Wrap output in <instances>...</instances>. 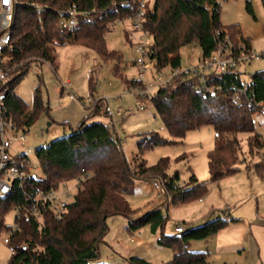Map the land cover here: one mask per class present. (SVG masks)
Instances as JSON below:
<instances>
[{
	"label": "trees",
	"instance_id": "obj_1",
	"mask_svg": "<svg viewBox=\"0 0 264 264\" xmlns=\"http://www.w3.org/2000/svg\"><path fill=\"white\" fill-rule=\"evenodd\" d=\"M121 1L17 0L11 42L5 51L9 59L2 66L11 74L6 103L18 127L26 131L42 110H48L38 87L34 89L31 105L13 92L29 66L52 60L57 44H80L94 50L104 60L113 58L117 52L107 49L106 33L115 21L134 10L133 5L121 6ZM114 2L118 8L114 7ZM262 2L264 4V0ZM72 5L91 12V17L81 20L71 30L59 28V13ZM220 8L217 0H154L145 13L143 27L151 36L149 58L154 62L155 71L180 68V49L187 44H198L204 57L212 55L218 43L227 39L234 45L251 48L250 38L242 34L238 24H222ZM246 9L252 13L249 1ZM241 75L239 69L209 72L205 75L206 89L199 88L202 85L199 73L179 74L150 98L135 96L154 107L171 139L157 133L144 136L132 161L126 159L109 123L88 121L101 109L104 112L105 100L91 103L89 114L71 128L69 134L35 149L43 176H27L21 185L14 181L11 192L0 197V236L10 228L4 220L7 212L19 208L14 218L19 227L10 234L14 252L7 264H104L99 262V244L108 230L107 219L115 215L128 218L131 229L146 223L153 231L161 229L158 243L174 251L172 258L162 264H212L206 251L190 250L188 243L191 236L214 233L227 219L217 218L190 234H165L166 218H163L161 207L156 206L131 219L135 211L127 195L133 191L136 180L155 176L163 182L167 202L185 203L206 194L208 182L199 181L193 172L187 182L178 186V173H167L169 158L162 157L154 165H146L143 159L144 149L181 142L189 130L210 126L213 133H217L215 145L207 153L209 182H218L240 170L237 165L238 133H246L249 154L258 153L264 147L263 135L257 131L253 118L264 105V69L249 74L247 81ZM127 82L130 86L141 85L137 79ZM244 85L246 90L235 102V93ZM255 170L264 177V154L255 163ZM80 175L85 178L60 219L46 203H35L31 197L34 189H56L61 181H70ZM128 261L129 264H151L137 256L129 257Z\"/></svg>",
	"mask_w": 264,
	"mask_h": 264
},
{
	"label": "rangeland",
	"instance_id": "obj_2",
	"mask_svg": "<svg viewBox=\"0 0 264 264\" xmlns=\"http://www.w3.org/2000/svg\"><path fill=\"white\" fill-rule=\"evenodd\" d=\"M217 1L221 6L222 24H238L242 34L250 38L251 49L263 50L262 0ZM247 1L251 4L252 13L246 9ZM148 3L151 6L152 0ZM130 31L131 24L127 19L117 20L110 26L105 36L106 46L117 53L106 60L80 44H57L52 60L32 63L26 75L15 84L13 92L28 105H31L34 89L38 87L44 106L48 108L40 112L36 122L25 132L21 131L25 139L14 141L11 149L12 154H24L28 158L32 165L31 172L37 177L43 175L35 149L69 134L70 129L89 114V105L99 99L105 100L111 116L94 115L88 121L109 123L128 161L138 154V143L144 136L157 133L162 138L171 139L154 107L128 91L130 85L127 81L140 71L135 62L137 54L129 42ZM147 39L151 40V36L148 35ZM200 54L198 44L181 47L180 69L199 65ZM238 69L242 72V79L247 81L249 74L264 69V59L242 64ZM169 71L170 68L166 67L159 73L163 76ZM66 81H69L67 86L64 85ZM155 91L156 88L152 93ZM140 104L144 108L140 109ZM253 118L257 131L264 139V117L257 113ZM237 138L240 142L237 161L240 170L218 182H209L207 153L216 141L210 126L189 130L181 142L144 149L146 165H154L162 157L169 158L168 175L178 173L179 183H183L193 172L199 181L208 182L207 192L200 199L172 203L165 199V191H157L153 185L155 180H161L160 177L138 179L133 191L127 195L129 205L135 211L131 219L142 216L156 206L160 207L162 203L161 209L167 215L163 229L165 234H180L174 231L176 225H182L184 234H190L217 218L227 219L214 233L191 236L188 248L206 251L212 264L264 263V177L255 170V163L264 154V147L258 153L249 154L246 133H238ZM69 183L71 185L74 181ZM4 220L5 224L11 226L14 223V211H8ZM128 221L122 215L107 219L108 230L99 244V262L129 264L128 258L137 256L151 264H162L172 258L173 249L158 243L160 228L153 231L146 223L131 229L128 228ZM2 236L0 264H7L11 253Z\"/></svg>",
	"mask_w": 264,
	"mask_h": 264
},
{
	"label": "built area",
	"instance_id": "obj_3",
	"mask_svg": "<svg viewBox=\"0 0 264 264\" xmlns=\"http://www.w3.org/2000/svg\"><path fill=\"white\" fill-rule=\"evenodd\" d=\"M149 0H123L121 6H134L132 14L126 15L123 19H127L131 24L130 44L132 49L137 54L135 62L139 65L140 71L138 75H134L132 79L141 81V85L130 86L128 91L134 96H139L142 99L151 97L152 90L163 87L167 82L171 81L173 77L179 74H187L190 72H197L200 74L199 81L202 83L199 88H206L204 85L205 75L207 73H223L229 69H238L242 64H249L253 61L264 59V49L260 51L252 50L251 48H244L241 45H234L229 39L226 42L218 43L215 52L208 57L200 54V63L197 66L187 67L184 69L170 68V71L163 76L154 69V62L149 58V43L147 39L148 32L143 27V20L145 13L149 7ZM152 0V4H153ZM17 0H0V197L8 195L12 190V184L17 181L19 185L27 176L35 177L31 170L32 165L28 158L22 154H12L11 149L13 142L16 140L23 141L25 139V132L18 127L13 117L8 112L6 103L8 81L11 78L10 71L3 67L9 57L5 54L6 49L11 42V28L14 20L15 5ZM114 7L118 8L116 2ZM91 12L87 10H79L75 5L61 11L57 20V26L61 29L71 30L76 27L81 20L90 18ZM156 73V75H155ZM69 81L64 83L65 86ZM246 85L235 93L234 100L238 102L241 92L246 90ZM127 92V89H124ZM139 108H144L139 105ZM258 113L264 117V105L260 106ZM104 114L111 116V110L106 103ZM20 132V134H18ZM217 136V133H214ZM84 175L74 178L70 185L69 181H61L56 189L42 191L34 189L30 192L31 197L35 203L44 202L48 209L53 212L57 219H60L67 211L68 204L72 201L74 194L80 186V182L84 179ZM72 181V180H70ZM153 185L157 191L164 192L162 180H155ZM179 183L178 186H182ZM14 218L19 214V208L13 209ZM163 218L167 215L163 214ZM18 223L10 226L9 230L2 236L4 243L8 245L10 253L14 252V247L10 243V234L18 229ZM176 233L184 232L182 225H176L174 228Z\"/></svg>",
	"mask_w": 264,
	"mask_h": 264
},
{
	"label": "crops",
	"instance_id": "obj_4",
	"mask_svg": "<svg viewBox=\"0 0 264 264\" xmlns=\"http://www.w3.org/2000/svg\"><path fill=\"white\" fill-rule=\"evenodd\" d=\"M98 115L101 116V115H105V114H104V112H102V113H100V114H97L96 116H98ZM163 205H164V203H162V204L160 205V207H162ZM263 223H264V222H263ZM260 264H264V263L262 262V263H260Z\"/></svg>",
	"mask_w": 264,
	"mask_h": 264
},
{
	"label": "snow or ice",
	"instance_id": "obj_5",
	"mask_svg": "<svg viewBox=\"0 0 264 264\" xmlns=\"http://www.w3.org/2000/svg\"><path fill=\"white\" fill-rule=\"evenodd\" d=\"M8 2V0H5V3H7Z\"/></svg>",
	"mask_w": 264,
	"mask_h": 264
},
{
	"label": "water",
	"instance_id": "obj_6",
	"mask_svg": "<svg viewBox=\"0 0 264 264\" xmlns=\"http://www.w3.org/2000/svg\"><path fill=\"white\" fill-rule=\"evenodd\" d=\"M48 125H50V122H48Z\"/></svg>",
	"mask_w": 264,
	"mask_h": 264
}]
</instances>
